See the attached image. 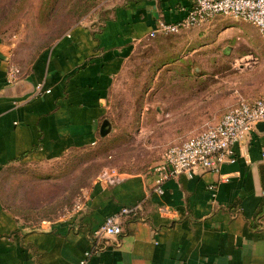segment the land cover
Here are the masks:
<instances>
[{"label": "crops", "instance_id": "obj_1", "mask_svg": "<svg viewBox=\"0 0 264 264\" xmlns=\"http://www.w3.org/2000/svg\"><path fill=\"white\" fill-rule=\"evenodd\" d=\"M189 5L123 0L102 21L72 26L27 66L18 65L14 81L7 76L17 67L12 46L0 37V171L48 164L96 144L108 129L110 96L130 58L163 37L197 52L223 24L218 16L179 33L148 36L158 20L175 22ZM38 83L49 91L37 94ZM232 148L233 161L219 172L169 178L161 194L152 169L122 173L115 182L94 180L79 210L34 227L0 194V264H264V129L255 126ZM122 206L134 208L120 219L122 233L103 239L81 263L94 244L92 231Z\"/></svg>", "mask_w": 264, "mask_h": 264}, {"label": "rangeland", "instance_id": "obj_2", "mask_svg": "<svg viewBox=\"0 0 264 264\" xmlns=\"http://www.w3.org/2000/svg\"><path fill=\"white\" fill-rule=\"evenodd\" d=\"M122 1L0 0V37L11 44L17 67L27 66L72 26L99 22ZM221 21L202 49H184L169 64L152 54L160 50L156 44L142 47L110 96V133L51 163L2 169L5 206L28 227L66 217L101 173L150 171L168 146L202 130L240 97L256 96L264 87V37L240 19Z\"/></svg>", "mask_w": 264, "mask_h": 264}, {"label": "built area", "instance_id": "obj_3", "mask_svg": "<svg viewBox=\"0 0 264 264\" xmlns=\"http://www.w3.org/2000/svg\"><path fill=\"white\" fill-rule=\"evenodd\" d=\"M186 14L175 22L158 20L149 32V37L157 34H175L183 29L204 24L216 16H229L253 25L264 37V0H189ZM19 73L12 65L8 70V80L14 81ZM35 92H47L40 83L35 85ZM264 121V92L252 99L239 98L214 123H207L199 132L167 147L159 161L152 167L154 190L162 193V184L169 178L180 174L192 175L197 169L219 172L223 163L233 161V144L250 138L258 122ZM122 173L110 169L99 175L98 181L115 182ZM82 200L75 204L72 211L81 208ZM134 212L130 206H122L92 231L94 241L91 249L84 252V263L92 252L97 251L101 241L109 236L120 235V219Z\"/></svg>", "mask_w": 264, "mask_h": 264}, {"label": "trees", "instance_id": "obj_4", "mask_svg": "<svg viewBox=\"0 0 264 264\" xmlns=\"http://www.w3.org/2000/svg\"><path fill=\"white\" fill-rule=\"evenodd\" d=\"M216 17H218V16H216ZM102 21V20H101ZM100 22V21H99ZM98 23V22H97ZM180 32V31H179ZM178 32V33H179ZM159 35H166V34H157L156 36H159ZM156 36H154V37H156ZM153 37V38H154ZM210 38V37H209ZM206 39H208V37L206 38ZM179 40H177V39H174V38H172V37H163V38H160V39H158L157 38V40H155V41H153V42H150V43H147V44H149V45H154V44H156L157 46H159V51H156V52H154V53H152V54H157V53H160V54H163L164 55V62H162L163 63V65L164 64H169V63H171L172 61H175V60H178L179 58H181V57H179L180 56V53H181V51L182 50H184V49H189V50H191L192 51V49H191V47L190 46H186V47H184L183 45H180L179 44ZM204 42H205V39H204ZM205 44H208V43H205ZM199 51V50H198ZM197 51V52H198ZM194 53H196V52H194ZM142 54V53H141ZM151 54V53H150ZM148 55H149V53H148ZM179 55V56H178ZM141 56V55H140ZM161 63V64H162ZM151 64L153 65V62H151L150 63V65H147L148 67L149 66H151ZM136 71H138L139 73H140V70L138 69V70H136ZM141 74H142V72H141ZM181 83H182V80H181ZM236 103V102H235ZM227 108V107H226ZM225 108V109H226ZM222 115V114H221ZM219 119V117H217V119L215 120V121H212V122H210L209 124H211V123H214V122H216L217 120ZM109 121V120H108ZM110 122V121H109ZM107 123V126H108V129H102V132H100V139H102V138H104V137H106L109 133H110V131H111V129H109L110 127H111V125H110V123ZM204 128V127H203Z\"/></svg>", "mask_w": 264, "mask_h": 264}, {"label": "water", "instance_id": "obj_5", "mask_svg": "<svg viewBox=\"0 0 264 264\" xmlns=\"http://www.w3.org/2000/svg\"><path fill=\"white\" fill-rule=\"evenodd\" d=\"M257 128H263L264 129V121L258 122L255 124Z\"/></svg>", "mask_w": 264, "mask_h": 264}]
</instances>
